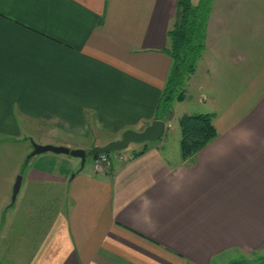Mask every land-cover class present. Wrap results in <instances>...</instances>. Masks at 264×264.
I'll list each match as a JSON object with an SVG mask.
<instances>
[{
  "label": "crops",
  "instance_id": "1",
  "mask_svg": "<svg viewBox=\"0 0 264 264\" xmlns=\"http://www.w3.org/2000/svg\"><path fill=\"white\" fill-rule=\"evenodd\" d=\"M176 1L0 0V141L24 158L31 141L90 150L142 131L170 71ZM249 6L213 0L192 74L209 80H189L197 107L181 114H211L216 138L183 159L179 139L168 144L170 115L161 138L108 154L97 172L63 154L30 158L14 203L26 226L45 223L16 264H214L264 247V24ZM10 173L0 264H11L2 255L18 220L8 191L21 171Z\"/></svg>",
  "mask_w": 264,
  "mask_h": 264
},
{
  "label": "trees",
  "instance_id": "2",
  "mask_svg": "<svg viewBox=\"0 0 264 264\" xmlns=\"http://www.w3.org/2000/svg\"><path fill=\"white\" fill-rule=\"evenodd\" d=\"M213 0H177L175 19L167 31L171 59L166 84L156 106L155 118L167 119L174 102L182 100V86L194 73L206 43V30ZM180 151L183 159L203 149L217 136L211 114H184L179 120ZM95 157V156H92Z\"/></svg>",
  "mask_w": 264,
  "mask_h": 264
},
{
  "label": "rangeland",
  "instance_id": "3",
  "mask_svg": "<svg viewBox=\"0 0 264 264\" xmlns=\"http://www.w3.org/2000/svg\"><path fill=\"white\" fill-rule=\"evenodd\" d=\"M192 1H194L196 3L198 0H192ZM249 1H250L249 9L257 10L258 14H259L258 17L255 15V17L251 21L258 19L260 24H264V0H249ZM248 17L252 18V15H251V17L250 16H248ZM208 54H209V52H208ZM192 74L189 75L186 83L184 84V86H182V93H183L182 100L174 102V105L172 106L173 113L171 114L170 119L173 122H170V127L167 128V130H168L167 131L168 132L167 133V139H168L169 145H172V143L176 142V139H179V142H180L179 120L184 115V114H181L182 111L185 110L188 112H194V110L197 107L196 106L197 105V103H196L197 97H194L196 95V92H195L196 89L195 88H197V85H196L197 81H193V83H192V81H189L190 78H192L193 80H200L201 82H203L204 76H205V78H207V80H209L208 76L204 73H203L204 75H203L202 79L200 78V76L198 74H197L198 76L196 74L192 76ZM209 89H210L209 86H207V91H209ZM174 129H175V132H174ZM33 143H36V142L31 141V146ZM36 144H38V143H36ZM131 147H132V145H130V147H128L124 150L118 151V152H110V155L112 156L114 154L128 152L131 149ZM29 153L26 154L24 156V158H22L24 151H23V148L21 147V145H11L10 143L6 142L5 140L0 141V195L2 194L4 188L6 187L5 178H7L9 176V174H11L10 171L14 170L16 168L20 169V171H21L20 174H18L14 177V179L12 181L11 189L8 191L10 193V196H9V200L11 203L10 209L5 208V211H6V209L9 210L8 214H10L12 216L14 214H17L16 218L18 219V220H16V222H13L14 226H16V228H15L16 232L13 234V237L11 238V242L9 245L10 251L7 254H5V252H4V254L2 255V258L9 260L11 262V264H16L19 262L20 259H23V257L25 256L24 253H27V256H29V253L32 251L33 247L37 243L38 237L40 235L39 231L41 230L42 227L39 224L45 223V220L41 221V223H40V219H39L40 217H38L39 214L33 215L36 211L38 212V208H36L35 211L32 208L29 211V213H33L32 214L33 216H31L29 218L32 225L27 224V226H28L27 227L26 223L20 222V221H22L21 215L26 213L24 208H20V210L18 212V208L20 206L19 202L17 201L18 203H14L11 201L13 184H14L16 178L18 176H21V178H22L23 173L25 172V168L27 167V165L31 164L30 162H28L29 159L27 158ZM42 154L54 156V154L51 152L42 153ZM42 154L36 155L37 156L36 159L39 158V156H41ZM59 156H63V158H65V159L72 158V157H70L68 155H64V154L59 155ZM73 160H75V159L73 158ZM18 163H21V166H18L17 165ZM61 163L67 165L64 160ZM47 165H49V164L45 163V162L43 164H41V166H44V167H47ZM92 165H93V158L87 157L86 161H85V167L91 168ZM92 169H93V167H92ZM70 175L72 176V174H70ZM9 193H7V197H8ZM48 193L49 192H44V194H43V199H45V202L43 203V205H45L46 200H49V194ZM59 201H60V199H59ZM35 204H36V207H38V203H35ZM43 212H44V209H43ZM32 221H34V222H32ZM25 226L27 227V230L29 228L28 231L31 232V234L27 233V235H23L22 229H24ZM44 227H45V225H44ZM20 231L22 232V235L20 234ZM2 246H3V243H2ZM19 251H20V254H19ZM214 264H264V247L257 252H254V253L248 254V255H244V256L242 254H239L236 250L229 251V252L223 254L222 256L218 257L216 259V261L214 262Z\"/></svg>",
  "mask_w": 264,
  "mask_h": 264
},
{
  "label": "water",
  "instance_id": "4",
  "mask_svg": "<svg viewBox=\"0 0 264 264\" xmlns=\"http://www.w3.org/2000/svg\"><path fill=\"white\" fill-rule=\"evenodd\" d=\"M165 127L164 120L155 119L142 131L132 129L125 130L120 139L111 141L104 146H95L90 150L87 149H70L64 146L32 144V151L28 155V159L40 155L42 153L51 152L54 154H64L80 160V168H83L86 158L100 154H110V152H118L126 149L130 144H140L146 142H154L161 138ZM21 185V176H18L14 182L12 189L11 201L14 202Z\"/></svg>",
  "mask_w": 264,
  "mask_h": 264
},
{
  "label": "built area",
  "instance_id": "5",
  "mask_svg": "<svg viewBox=\"0 0 264 264\" xmlns=\"http://www.w3.org/2000/svg\"><path fill=\"white\" fill-rule=\"evenodd\" d=\"M108 163V154H100L93 157V170L99 171L102 169V166Z\"/></svg>",
  "mask_w": 264,
  "mask_h": 264
}]
</instances>
